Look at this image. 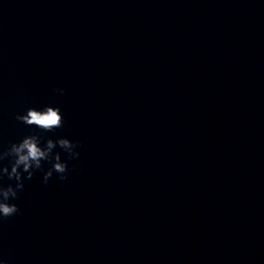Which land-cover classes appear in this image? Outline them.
<instances>
[{"label": "clouds", "instance_id": "obj_1", "mask_svg": "<svg viewBox=\"0 0 264 264\" xmlns=\"http://www.w3.org/2000/svg\"><path fill=\"white\" fill-rule=\"evenodd\" d=\"M64 88H53L54 93L65 94ZM15 119L29 128L39 129L24 136L18 142H11L9 146L0 151V180L6 176L7 185L0 183V221H6L21 213L17 203L20 193L25 189V181L31 180L37 172L43 173L42 183L47 185L51 178L64 182L72 170L69 160H78L82 147L80 141L70 140L67 137L56 139L46 138L42 133L55 132L64 126V115L59 106L46 104L41 108L29 107L23 113H17ZM57 147L67 154L62 159ZM7 160V164L2 162ZM45 164L49 165L45 168ZM0 264H10L8 259L0 258Z\"/></svg>", "mask_w": 264, "mask_h": 264}]
</instances>
